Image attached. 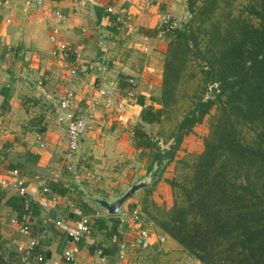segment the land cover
I'll return each mask as SVG.
<instances>
[{
	"label": "crops",
	"instance_id": "obj_1",
	"mask_svg": "<svg viewBox=\"0 0 264 264\" xmlns=\"http://www.w3.org/2000/svg\"><path fill=\"white\" fill-rule=\"evenodd\" d=\"M129 2L0 0V254L10 264H68L63 257L68 250L76 264H201L149 222L143 225L149 237L140 238L124 215L136 206L131 201L114 216L89 201L113 198L143 178L149 150L136 148L133 130L137 124L150 126L140 120L143 108H161L155 67L167 41L158 37V28L164 17L182 24L188 16V0ZM121 3L130 13L129 36L106 13ZM58 41L74 49L85 73L69 78L53 55ZM129 78L136 83L131 96ZM64 87L74 93V115L88 122L71 170L57 106ZM101 88L106 95L98 93ZM17 180L30 202L23 224L17 220L22 199L14 188ZM55 187L67 192L58 194ZM84 216L106 229L93 226L89 236L72 243L67 231ZM99 243L107 252L90 253Z\"/></svg>",
	"mask_w": 264,
	"mask_h": 264
},
{
	"label": "trees",
	"instance_id": "obj_2",
	"mask_svg": "<svg viewBox=\"0 0 264 264\" xmlns=\"http://www.w3.org/2000/svg\"><path fill=\"white\" fill-rule=\"evenodd\" d=\"M237 1L188 0L189 21L166 39L170 41L163 86L174 90L170 82L177 81L178 75L169 78L171 64L184 66L195 50L204 61L206 69L201 72L205 82L216 84L213 97L196 103L167 150L160 151L142 124L133 130L136 148L154 152L157 174L174 160L182 131L201 123L214 108L218 111L219 119L211 125L209 138L221 137L217 141L223 148L221 154L216 155L213 141L194 156L185 169L184 184L178 187L185 204L175 205L167 223H157L201 264H264V0H244L246 3L234 14ZM177 70L181 73L183 68ZM163 113L164 108L148 106L141 111L140 120L158 124ZM229 164L230 173L221 174ZM200 173L202 176L197 177ZM191 176L197 177L196 183L189 182ZM158 178L144 190L146 194ZM54 191L61 195L67 192L56 187ZM29 203L22 198L16 206L20 224L29 213ZM89 226L91 233L93 226L99 231L106 229L102 221H91ZM35 247L34 243L30 253ZM89 250L106 251L101 243L92 244ZM0 264H10L2 254Z\"/></svg>",
	"mask_w": 264,
	"mask_h": 264
},
{
	"label": "rangeland",
	"instance_id": "obj_3",
	"mask_svg": "<svg viewBox=\"0 0 264 264\" xmlns=\"http://www.w3.org/2000/svg\"><path fill=\"white\" fill-rule=\"evenodd\" d=\"M244 3H246L244 0H239L235 3V6L238 8L234 11V14L238 13L237 11L242 8ZM189 19L190 17L187 16L183 23H187ZM201 36L202 34L199 38ZM165 41L167 42L165 43L166 47L163 56L159 59L158 67H155V69H159L161 75L158 95L162 103L161 108H164V113L161 116L160 123L152 124L147 128V131L152 133L153 142L156 143L160 151L167 150L174 144V136L184 117L194 109L196 103L200 100L204 101L208 97H213L211 92L212 89L216 88V84L208 85L205 82L204 74L201 72L206 69L204 61L200 59L195 50L189 54V61H186L184 66H180L178 62L171 64L170 67L172 69L169 78H173L174 74L178 75L177 81L172 79L170 82L174 90L172 88L170 89V86L167 88L164 87L163 74L167 62V51L170 40ZM177 68H183V71L179 73ZM205 87H207V91H205ZM218 117L219 113L214 108L201 123H197L193 127L183 130V139L174 160L166 164L161 171L157 172L159 178L157 175V182L151 188V192L146 194L144 191H141L129 200L131 201V205L138 207L143 221L160 228L157 223H167L168 215H171V211L175 205L180 206L185 204L183 203V193L178 187L184 184V177L187 174L186 167L192 164L191 161L194 160V156L202 153L204 148L213 141L216 155H220V151L223 149L221 144L217 143V141L219 142L221 140L220 136H216L213 140L209 138L211 125L216 124L217 119H219ZM152 153L154 152H147L145 156L147 165L142 174L143 178L148 175L154 166L155 162ZM235 169L236 166L232 167V172ZM224 173H230V164L221 170V174ZM192 174L196 173L193 172ZM199 176H202V173L197 175V177ZM197 177L194 178V176H191L189 182L196 183ZM133 201L134 204H132ZM160 230L162 229L160 228Z\"/></svg>",
	"mask_w": 264,
	"mask_h": 264
},
{
	"label": "built area",
	"instance_id": "obj_4",
	"mask_svg": "<svg viewBox=\"0 0 264 264\" xmlns=\"http://www.w3.org/2000/svg\"><path fill=\"white\" fill-rule=\"evenodd\" d=\"M117 2H121L122 0H115ZM135 1V0H128ZM147 1V0H144ZM148 3V2H146ZM106 13L112 16L113 23L117 26H120L126 36H129L133 31V26L129 21L130 13L128 11V7H126L123 3L114 6L110 5L106 8ZM180 26V23L175 19H171L169 17H164L160 22L158 28V37L162 40H166L168 36L176 30ZM53 40L54 37L52 38ZM53 55L58 57L62 63L64 69H66L69 78H73L77 76L79 73H85L87 71L86 66H82L78 64L76 59L74 49L61 41L57 42L56 48L53 52ZM128 84V95H132L136 88V83L133 78H129L127 80ZM98 93L102 96L106 95V89L101 88L98 89ZM74 98V93L71 88L64 87L62 88L61 96L59 97L57 106L59 109V120L65 126L66 139H67V149L65 153L66 160L68 162V169H73V166L77 164V153L79 150L80 139L82 135L86 131L88 127V122L86 118L81 116H75L72 112L71 103ZM119 108L122 109V105H119ZM44 143H40V147H43ZM14 175H18L17 171L13 172ZM14 188L17 190L18 195L21 198H24L25 201H28L26 190L23 187V183L20 180H17L14 184ZM47 191V189H44ZM131 218V221L134 226H137L139 237L142 239H146L149 237L150 233L146 231L143 226L142 216L138 207H134L130 212L125 213ZM90 220L87 217H81L79 221H77L74 227L67 231V237L72 243H79L82 236H89L91 234V229L89 226ZM56 226H60L61 223L59 221L55 222ZM22 232L27 233L28 228L22 227ZM159 242H163L164 238H159ZM34 242L31 241L30 248L33 247ZM64 260L68 264H76L73 254L71 251H66L63 255ZM42 258L38 257V261H41Z\"/></svg>",
	"mask_w": 264,
	"mask_h": 264
},
{
	"label": "water",
	"instance_id": "obj_5",
	"mask_svg": "<svg viewBox=\"0 0 264 264\" xmlns=\"http://www.w3.org/2000/svg\"><path fill=\"white\" fill-rule=\"evenodd\" d=\"M158 167L155 165L147 176L138 182L128 186L121 194L113 198H103L100 196L89 197V201L94 204L99 210L103 211L106 215L114 216L120 215L123 211L125 204L136 194L151 187L152 182L157 178ZM87 196V195H86Z\"/></svg>",
	"mask_w": 264,
	"mask_h": 264
}]
</instances>
